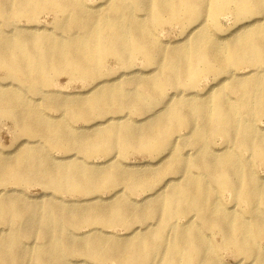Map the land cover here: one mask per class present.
Here are the masks:
<instances>
[{"label":"bare ground","instance_id":"bare-ground-1","mask_svg":"<svg viewBox=\"0 0 264 264\" xmlns=\"http://www.w3.org/2000/svg\"><path fill=\"white\" fill-rule=\"evenodd\" d=\"M41 12L53 15V30L35 28ZM229 15L234 23L222 26ZM166 24L182 38L160 39ZM109 57L129 68L141 57L152 68L120 82L125 74L104 71ZM62 73L91 81L89 89L40 88ZM208 74L216 84L201 94L197 84ZM58 98L62 115L44 114ZM123 109L150 113L107 116ZM3 116L14 120L16 137L15 150L0 149V264H80L66 259L81 241L99 262L228 264L221 255L228 250L236 264H264V175L250 164L264 161V0H0ZM127 147L162 151L165 161L151 173L124 171L104 166L109 160L79 161L72 151L90 158ZM30 182L63 194L119 184L128 195L151 192L130 201L117 197L120 189L102 205L93 194L80 209L69 200H29L21 187ZM145 219L152 222L133 227ZM76 222L89 230L70 235ZM100 223L130 232L109 234ZM32 230H41L39 242L24 245Z\"/></svg>","mask_w":264,"mask_h":264},{"label":"rangeland","instance_id":"rangeland-1","mask_svg":"<svg viewBox=\"0 0 264 264\" xmlns=\"http://www.w3.org/2000/svg\"><path fill=\"white\" fill-rule=\"evenodd\" d=\"M97 1L99 0H92V3H97ZM90 2V1H89ZM226 16L225 18L222 17L220 20V23L222 24V26L224 27H229L230 25H232L234 23V20L232 19V17ZM28 21H26L25 19H22L20 21V25H24L26 24ZM55 20L53 18V15L51 13H46V12H41L36 19V24L37 26L35 28H47L50 30L54 29V25H55ZM34 24V23H32ZM31 24V25H32ZM29 25V26H31ZM21 28H24L21 26ZM156 35L162 39V40H166V41H175V40H179L182 38V35L180 34V30L177 26L173 25V24H166L161 28H158V30L156 31ZM148 63V62H147ZM135 66L132 68L129 67H125L123 65H121L119 63V61H117L115 58L109 57L106 59L105 61V68L104 71H107V77H118L120 76V74H125L119 77V81L120 82H125L127 81L131 76L129 73L130 72H135L138 71L140 69L142 70H146L149 71L152 66H148L146 64V60L138 57L136 58L135 62H134ZM134 76L139 77V75L134 74ZM211 75H207L206 78L200 80V83L198 82L197 84V92L204 94L206 92L207 89H209L210 85L216 84V81L211 80ZM119 81H116L117 83ZM91 82V81H89ZM89 82H86V80H82L76 77H71L70 75L66 74V73H62L60 75H58L55 79L54 82H52L50 86H41V89H45V90H63L66 93L69 94H75L77 92H81V91H86L89 89ZM136 86L135 82H128L126 84H124V87L127 89H133ZM171 90V89H170ZM170 90H167V92L169 93ZM43 92L46 91H42L40 92V95H34L33 96V100L35 101L36 104H41L42 103V96H43ZM58 101H60V98H58V100L54 101V103H52V105L48 106L47 108H44V114L48 115V116H60L62 115V112L60 110H58L59 107V103ZM141 110L144 109H137L134 111H131L129 109H123L122 111L118 112V111H111L110 113L107 114V116L109 115H126L128 118H130L131 120H141L142 118L146 117L148 115V113L146 112H140ZM137 111V112H135ZM59 118V117H57ZM56 118V119H57ZM88 121L90 120H79L75 123L76 126L79 125H83L88 123ZM14 120L10 119L9 117L3 116L0 117V149L1 150H15L14 146H10L15 139V132H14ZM262 125L264 126V121L261 122V128ZM184 129L180 130V133H183ZM38 138H35L34 140H37ZM76 156V159L82 162H100V163H104L106 160L107 161L105 164H103L104 166H109L112 164H115L117 166L118 169L124 170V171H135L138 168H141V170L143 171H147V172H152L154 169H157L159 167H161L164 163L165 160H161L162 158L160 157L161 154L157 153V151L155 153H149V152H140L137 149H134L132 147H127L125 151H120L117 149L111 150V151H106L103 153H98L95 154V156L88 158L87 156H85L83 153L81 152H77L76 150H72ZM47 152H49V155L51 157H55V156H61V152L56 149V148H47ZM13 154L10 155V161H12V159H14ZM166 156V155H165ZM152 161V162H150ZM253 165L254 170L256 171V173L260 176L264 175V161H251V163ZM156 166V167H154ZM262 178V177H261ZM10 183H8L7 188H11L12 186L14 187H20L17 186L15 184L13 185H9ZM3 185H0V192L3 191ZM101 187V186H100ZM116 187V188H114ZM123 187H125L124 184H119V185H115V186H110V187H102V188H96L94 190V192L90 193V194H84L82 192H73V193H61V192H56L53 189H47L44 188L43 186H41V184L39 183H24L21 187L22 191L25 192V195L27 197H29V200L32 199H39L41 198L42 201L44 202H62L63 200H69L71 201L70 204H68L70 207H74V208H84V207H88L90 205H88V203L83 202L82 200L86 197H89L93 194H97L100 198L102 199H98L97 201H94L95 203L102 205L105 203H108L109 201H107V198H109L110 196H112L114 194V192L120 190L116 195L117 197L123 195L125 197H127L130 201L133 198L134 200H140L144 197H146L145 195L150 193L151 191H138L135 192L133 194L128 195V191L126 188L122 189ZM47 192H52L54 194V196L52 195H43L44 193ZM58 196V197H56ZM227 199H229V197H227ZM234 203H230L228 204L230 207L232 206V204ZM261 212H262V217L264 218V206L261 207ZM243 216H248L247 213L243 214ZM143 223L140 222H136L134 226H141L142 229L145 228L150 222H152L151 219H145L144 221L142 220ZM80 224V223H79ZM96 227H100L103 230L106 231H110L109 234H117L118 236H121V234L125 233V232H130V230L128 228L125 227V225H121V224H117L115 226H105L104 224H95ZM70 227V235L74 236V234H78L81 232H87L89 230L88 226L84 225V224H80L78 225V223H74L72 225H69ZM2 228V227H0ZM5 228V227H4ZM41 230H32L31 233H29L30 236L27 237H23V244L27 245L33 242H39V239H34L33 237H37V233H40ZM100 234V232L98 233V235ZM218 236V235H217ZM81 240V239H79ZM218 240V238H217ZM260 245L264 247V241L260 242ZM89 243L88 242H84L81 241L79 243V245H77V247L79 248V253H75L73 255H70L67 257V261L69 259H77L78 261L83 260L82 263L80 264H125L123 263L119 257L115 256H111L106 258V260L103 259V262H99L98 260L92 258V256L88 253L89 250ZM224 252V251H223ZM232 251H226L223 254V258L224 260L228 263V264H236L238 258L235 257V255L232 256L231 254ZM247 260L249 258H246ZM29 262H27L28 264ZM130 264H137V263H130Z\"/></svg>","mask_w":264,"mask_h":264}]
</instances>
